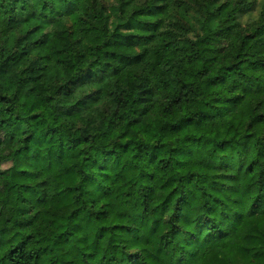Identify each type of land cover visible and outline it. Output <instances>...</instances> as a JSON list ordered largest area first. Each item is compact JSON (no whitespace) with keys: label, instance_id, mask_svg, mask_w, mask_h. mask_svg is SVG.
I'll use <instances>...</instances> for the list:
<instances>
[{"label":"trees","instance_id":"obj_1","mask_svg":"<svg viewBox=\"0 0 264 264\" xmlns=\"http://www.w3.org/2000/svg\"><path fill=\"white\" fill-rule=\"evenodd\" d=\"M241 3L0 0V253L9 264L13 257L15 264H43L61 238L71 241L64 228L78 218L74 194L82 182L73 150L83 155L93 139L107 149L102 155L118 163L129 156L136 161L128 170L132 173L143 163L140 150L132 147L140 133L145 141L164 133L165 140L176 143L168 150L169 162L175 158L177 167L184 165L189 178L210 176L222 187L245 178L260 183L264 2ZM241 78L244 87L238 86ZM55 97L74 99L65 107L76 111L58 115ZM190 109L202 120L191 123ZM212 122L224 127L222 138L212 136ZM232 145L240 148L235 156ZM205 146L242 162L236 168L209 167L196 157ZM151 147L147 164L167 170L161 158L166 144L155 140ZM137 179L150 183L157 174L141 171ZM128 184L125 200L137 187L132 180ZM166 184L147 188L153 200L163 197L162 205L175 191ZM31 193H37L34 202L27 199ZM17 201L24 207H16ZM232 224L234 231L202 249L195 264H264V201L251 198Z\"/></svg>","mask_w":264,"mask_h":264},{"label":"clouds","instance_id":"obj_2","mask_svg":"<svg viewBox=\"0 0 264 264\" xmlns=\"http://www.w3.org/2000/svg\"><path fill=\"white\" fill-rule=\"evenodd\" d=\"M52 2L56 3L58 0ZM249 3L250 0H242L241 6ZM96 67L102 69L103 64ZM245 85L246 81L241 78L238 86ZM200 99L206 102L204 97ZM54 102L59 109L58 115L76 111L65 107L66 103H75L74 99L65 101L61 97H55ZM82 105L87 106L84 101ZM189 114L192 117L191 123L202 120L198 110L190 109ZM61 122L65 128L71 127L67 120ZM78 127H81L82 134H86L83 125ZM65 128L60 130L61 138ZM137 140L139 143L132 147L140 150L143 163L132 173L128 170L137 162L131 161L129 156L123 163H118V158L102 155L101 153L107 150L103 142L98 144L93 139L90 145L84 146L83 155L73 150L82 181L74 194L78 197L75 204V207L79 208L78 218L66 221L64 230L71 235V241L64 243L61 238L59 246L51 250L52 255L45 258L43 264H66L68 260L74 261V264H195L202 249L215 246L218 241L234 231L232 219L235 214L245 211L246 202L253 197L264 201V176L259 178V184L254 179L245 178L243 181L237 180L232 186L223 187L210 176L198 175L189 178L184 165L177 167L175 158L169 162L168 150L176 147V143L165 140L164 133L145 141L141 132ZM155 140L166 144L161 155L168 163L165 171H162V166L158 164H147L148 157L152 154L151 145ZM111 147L112 144L107 145V148ZM121 151L117 148V152ZM239 151L238 146H231L232 156ZM85 156L89 158L87 163H83ZM196 157L209 167L227 163L236 168L243 159L241 157L239 162L232 160L227 151L219 154L209 152L206 146L196 152ZM221 157L224 159L221 160ZM43 166L41 163L40 167ZM102 166L108 168L106 173L99 171ZM121 168H125L122 173ZM141 171L156 173L157 180L150 183L138 180ZM117 173H120L119 181ZM128 180H132L137 187L133 189V195L125 200L122 193L131 187ZM165 181L168 190L175 191L168 197V203L162 205L163 197L157 196L153 200L147 193V188L158 186ZM36 195L37 193L28 194L27 199L34 202ZM101 204L105 206L101 207ZM15 206L24 207L18 201ZM74 224L81 227L75 228ZM115 224L125 227L114 229L112 225ZM53 242L50 238L49 243ZM0 264H9L8 257L3 253H0ZM12 264H15V257L12 258Z\"/></svg>","mask_w":264,"mask_h":264},{"label":"rangeland","instance_id":"obj_3","mask_svg":"<svg viewBox=\"0 0 264 264\" xmlns=\"http://www.w3.org/2000/svg\"><path fill=\"white\" fill-rule=\"evenodd\" d=\"M209 131H211V134L214 138H222L224 134V127L219 125L217 122H212L208 125Z\"/></svg>","mask_w":264,"mask_h":264},{"label":"snow or ice","instance_id":"obj_4","mask_svg":"<svg viewBox=\"0 0 264 264\" xmlns=\"http://www.w3.org/2000/svg\"><path fill=\"white\" fill-rule=\"evenodd\" d=\"M262 2H264V0H262Z\"/></svg>","mask_w":264,"mask_h":264}]
</instances>
